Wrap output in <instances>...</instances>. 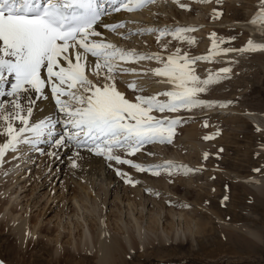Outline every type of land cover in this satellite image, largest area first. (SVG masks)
<instances>
[{
  "label": "rangeland",
  "instance_id": "rangeland-1",
  "mask_svg": "<svg viewBox=\"0 0 264 264\" xmlns=\"http://www.w3.org/2000/svg\"><path fill=\"white\" fill-rule=\"evenodd\" d=\"M170 3L171 6L175 5L176 17L172 15L171 18L167 19L168 12L171 11L170 7L167 6L168 9L161 12L159 6L154 7L155 3L151 4L146 7L154 13L151 15L152 18L150 17L151 22L147 15V20H144L146 18H143L141 22V18L133 20L134 24L143 25L144 23L145 25L135 30L132 26V29L127 26L123 39L120 41L121 44L118 42L119 40H111V42L115 43L118 48L125 50H131L128 47L142 46L147 36L154 35L156 32L160 36L159 31L152 32L150 35L149 32L147 33L146 30L149 27L155 28V25H150L149 22L152 24L159 22L157 23L160 27H157L159 30L165 28L172 30L177 25L199 28L198 30L205 28L202 36L197 35L196 31L188 32L183 34L185 37L183 40L175 39L171 34H166L159 40L157 39L159 42L157 45L160 46L161 52L166 53L164 55L166 57L174 54L177 49L180 50L181 54L186 53L190 59L200 56L209 57L207 60L197 61L191 67L194 69L195 75L201 79H206L210 74H220L221 78L218 82L210 85L205 93H200L197 97L212 103L214 106L210 108L194 107L191 110L180 109L176 112L165 113L153 111L150 115L157 118L169 117L181 121L174 128L172 143L146 144L140 152L133 156H125L123 152L117 154L143 165L171 162L174 165H183L193 169V171L185 174L182 170H173L172 174L169 175L168 172L161 170L159 176H154L147 172H137L126 164L118 165L114 161L111 163L106 161L107 171L110 169L113 171L112 173L117 175L119 170L127 173L129 177L135 178L133 182L138 181L135 184L125 183V179L120 176L123 183L117 189V185L114 187V182L111 186L105 182L107 171L102 174L98 169L94 170L89 158L87 159V156L76 158L74 150L68 151L63 157L66 159L65 163H56L58 159L49 155L59 149L54 140L59 139L64 132L71 131V129L66 128L63 123H55L56 121H63L65 117L63 114H59L60 112H58L54 102L52 105L57 108V113L53 114L55 127L52 129V135L46 131L37 143L19 145L16 152L9 151L6 153L1 164L4 170L0 171V184L8 178H13L14 181L12 187L8 189L4 187L2 189L0 186V200L3 201L4 196L7 197L14 188L18 195L17 198L15 197L16 194L13 195L12 200L17 199L14 201L15 204L17 203L15 210L18 212V221L8 218L9 208L7 211L4 209V213L0 214V264H66L65 260L59 261L56 257H60L66 248H70L72 252H77L78 247L74 246L75 241H71L72 244L67 245L66 242L70 240L68 237L66 240L55 241L57 234L62 232L68 235L69 230L73 231V235L80 231L83 234L81 227H77L76 224L79 216L74 207L73 197H77L82 204L85 202L87 204V198L94 202L96 199V210L98 211V199H102H100V203L103 201L108 186L111 195L107 196L108 202L103 214L101 209L103 204L100 205L101 217L103 215L101 226L107 231L115 233L113 230L115 228L114 222L121 215V212L124 214L123 218L127 216L128 219L130 207L136 209L134 206L140 203L144 204L145 201L144 216L140 213L141 205H138V210L134 209V213L138 217L145 218L143 226L149 223V217L155 218L162 213L159 227L164 225V227L169 228L168 224L174 221L169 211L182 212L186 218L184 222L193 220V224L199 226L194 237L189 238L190 241L184 240L178 245H172L171 241L168 240L169 231L167 234L160 232L159 235L157 234L158 236L148 233L150 236L146 237L144 241L152 238L151 240H155L157 245L160 239L167 238L163 242L165 246L158 244V247L156 245L151 247L148 242H145L146 246L143 245L144 247L141 248L143 251L140 249L141 253L135 254L134 251H130L127 264H264V195L259 194L260 190L264 189V53L259 51L243 53L232 51V53L228 52V55L231 54L228 56L227 54L222 55V51V54L216 57L210 52L212 41L208 39L212 33H216L220 50L241 49L247 45L250 39L252 41L255 39L254 43L264 44L263 34L255 31L250 33L241 25L252 24V20L260 11V0H221V3H216V0H212L211 3L181 0V3L186 4L188 9L181 8L172 0ZM214 11L220 12L222 15L214 19ZM199 12H202L201 15L204 16H201L200 23L185 22L187 19L199 15ZM218 23L221 24L218 28L217 25L216 27L213 26V24ZM125 25H128V21ZM208 27L210 28L207 29ZM205 33L207 34L206 39ZM198 36H201L203 42L199 41ZM189 38L194 39L195 43L189 44L187 42ZM91 39L99 38L92 37ZM221 39L225 42L219 43ZM163 41H168L169 45L167 43L161 44ZM202 45L203 48H201ZM154 63L156 66L157 63L159 66L162 65L156 60ZM224 68H230L231 71L225 74L221 72ZM86 75L94 82H103L102 79L97 80L92 72H88ZM122 75L124 74L117 71L116 81L119 85L122 79L125 80L124 78L121 79ZM144 76L160 80L158 76ZM13 78L12 76L7 77V83L0 85V88L5 92L10 91L14 80L8 81ZM133 82L137 85L136 91L128 87L130 83L126 85L127 89H122V91L117 85V90L123 93L130 102H136L135 99L132 100V96H142L145 92L158 95L161 91L163 93V90H173L167 89L163 85L150 84L151 81H148L149 87L148 85L139 87L137 79L131 80V83ZM152 86H154L153 88L157 87V93H152ZM12 99V97L0 96V103L7 107L10 106ZM158 99L166 101L168 98L159 95ZM22 103L26 102L22 101ZM221 104L227 106L220 107ZM36 105V103L33 105V117L30 118V124L38 120ZM221 109L228 110L229 113L211 114L212 111ZM248 115L255 116L256 119L252 120ZM49 118L48 116L47 119L41 120L49 121ZM20 126L19 121L13 122V127ZM3 128V122L0 121V133L3 132ZM31 135V133L25 134L26 137ZM205 137L214 138L205 139ZM6 140L7 137L0 134V145ZM23 145L26 147H22ZM221 149L223 151H220ZM206 153L207 159L204 158ZM74 159L77 163L75 169L72 167ZM13 161H19L16 163L18 169L16 166H11L13 171L6 170L7 164ZM22 187L24 188L22 189ZM139 189L140 192L136 200L129 196L132 194L131 192ZM126 192L129 193L126 195ZM225 196L228 197L227 200L224 199ZM82 198L85 199L84 202ZM182 200L186 202L184 203ZM13 202L10 208L14 205ZM170 202H174L175 205L169 204ZM130 204L131 206H129ZM34 205L35 207L31 210ZM22 208L24 209L22 210ZM193 209L196 210L193 211ZM91 216L88 215L89 223L92 222L93 217ZM175 221L177 222V218ZM140 222L142 221L140 220ZM20 223L27 225L28 232H30L25 243L17 240L15 230L12 231ZM41 225L50 230L56 229L55 233L49 230L46 231L47 233L44 232L45 236H50L52 239L50 246L53 251L42 250L39 247L36 249L33 246V242H36L37 238L44 237L38 232ZM126 233L125 239L128 237ZM171 236L169 235L170 238ZM28 242H32L30 248ZM46 248L50 247L46 246ZM75 262L80 263L78 259ZM93 262L99 264L96 259Z\"/></svg>",
  "mask_w": 264,
  "mask_h": 264
},
{
  "label": "snow or ice",
  "instance_id": "snow-or-ice-1",
  "mask_svg": "<svg viewBox=\"0 0 264 264\" xmlns=\"http://www.w3.org/2000/svg\"><path fill=\"white\" fill-rule=\"evenodd\" d=\"M108 2L115 6L113 10L116 12L124 10L131 13L142 11L155 3V0H108ZM172 2L188 9L181 0ZM195 2L211 3L212 0ZM216 3H221V0H216ZM103 14L102 5L98 4V0H47L43 6L39 0H0V85L7 83V77H14L10 91L5 92L0 88V96L13 98L10 106L6 107L0 103V121L4 125L0 134L7 137L6 142L0 145V164L7 152H16L20 144L37 143L46 131L52 135L55 123H63L71 131L64 132L59 139L54 140L57 148L66 145L75 146L78 150L86 148L109 163L114 161L118 165L126 164L137 172H147L154 176H159L161 170L168 172L169 175L173 170H182L185 174L193 171L171 162L143 165L123 158L117 153L123 152L125 156H133L146 144L172 143L174 128L181 121L169 117L157 118L150 113L213 107L212 103L197 97L198 94L205 93L210 85L218 82L220 74H210L206 79L195 75L191 66L209 57L190 59L186 53L181 54L177 49L165 59L159 54L141 55L102 40L91 39L101 36L95 25ZM220 15H222L220 12H213L214 19ZM252 23L264 25V0H260V11ZM105 27L108 31L116 33L125 25L116 23ZM196 30L193 27L177 26L172 30L165 28L146 31L149 33L159 31L158 40L166 34L183 40L185 38L183 34ZM210 39L212 55H219L221 51L223 54L231 51L242 53L264 51V44L254 43L251 39L246 47L226 50L219 49L216 33H212ZM187 42L193 44L195 40L189 38ZM224 42L223 39L219 41ZM89 54L96 58L94 62L89 61ZM144 59L162 63V67L155 69L153 74L167 77L166 82L173 85V90L159 94L167 97L166 101H161L156 95L151 97L137 95L136 102H130L117 90L115 82L117 71L123 74L131 73L129 69L120 68L119 62ZM88 67H92V74L97 80L102 79V83L89 79L86 75ZM42 71H46V78H42ZM230 71V68L221 70L225 74ZM48 86L51 87V95L65 119L55 123L42 120L30 124L33 105L37 99L47 98L44 89ZM128 87L133 91L137 90L134 82ZM14 121H19L21 126L13 127ZM26 133L32 135L26 137ZM212 138L214 137H205ZM79 156L80 153L77 151L76 157ZM204 158H208L207 153ZM72 167H77L75 159ZM117 175L123 177L126 183H138L133 182L127 173L118 170ZM224 199L227 200L228 197L225 196Z\"/></svg>",
  "mask_w": 264,
  "mask_h": 264
},
{
  "label": "bare ground",
  "instance_id": "bare-ground-1",
  "mask_svg": "<svg viewBox=\"0 0 264 264\" xmlns=\"http://www.w3.org/2000/svg\"><path fill=\"white\" fill-rule=\"evenodd\" d=\"M98 4L102 5L104 14L102 15L100 21H98L97 24L95 25V28H96L97 31H99L101 33V36L98 37V38L102 39L103 41H105V43L115 44V43L111 42V40H113V41H118L119 40L118 42L121 44L120 41H122V39H123L122 37H123V35L125 33V28L127 26H128V28H130V29L134 28V30H135V29H138V28L142 27L143 25H145L144 23H143V25H141L140 23L139 24H134L132 22L133 20H139V18H141L140 19V22H141V20L143 18H146V15H147L148 16L147 18L150 21L151 15L154 14L153 12H151L149 10L150 8L149 9L145 8V11L142 10V11H135V12H131V13H129L127 11H124V10L116 12V11L113 10L115 6L112 5L111 3H109L108 0H98ZM171 5L172 4L170 3V0H159V1L155 2L154 7L159 6V8L161 9V12L162 11H166L168 9V7H170L171 11H169V12H171V13H169L167 11L168 12L167 19H169V18H171L172 15L176 17L175 8H174L175 5L174 6H171ZM259 5H260V3H259ZM201 13L202 12H199V15H197L198 17L195 16V17H193V18L191 17L189 19L186 18L187 20L186 21L183 20V21L188 22V23H192V24L198 23L200 18H201V16H202ZM202 17H204V16H202ZM147 18L144 19V20H147ZM183 19H185V18H183ZM127 21H128V25H125V23ZM142 22H144V21H142ZM150 22L148 24L155 25V28L153 26H151L152 28L149 27L148 29H157V27L160 28L159 24H157L159 22H156L155 24L154 23L152 24ZM116 23H123L125 25V27L122 28V29H119L118 32H116V33L108 31V29L105 27V25H112V24H116ZM201 23H202V21H201ZM205 24H207V23H205ZM156 25H158V26H156ZM216 25H217V28H218V26L221 25V24H219V23L218 24H213V26H215V27H216ZM241 25H242V27H245V29L249 30L250 33H252V31H255V32L259 33V34H263L264 35V25H261L259 23L258 24H253V23L251 24L250 23V25L249 24H241ZM131 26H132V28H131ZM198 27H196V28H198ZM200 28H203V27H200ZM209 28L210 27H208L207 29H209ZM198 29L196 30V34L202 36L203 31H204L205 28L203 30L202 29L198 30ZM157 30H159V29H157ZM213 32H214V30H213ZM150 34H152V33H149V35ZM157 34L158 33L156 32V34L154 33V35L152 34L151 36H147V38L144 39V42H143L142 46H140V47H138V46L128 47V49L131 48V50H136L134 52H136L138 54H141V55L159 54L160 56H162V57H164L166 59L167 57L164 56L166 53L161 52L160 51L161 49H159L160 46L157 45L159 43L158 40H157V36H158ZM133 37L135 38V36H133ZM200 37L198 39H199V41H202V39ZM204 37L206 39V37H207L206 33H205ZM95 39H96V37H95ZM99 39H96V40L100 41ZM208 39H210V38H208ZM256 41H258V40L256 39ZM253 42H255V39H254ZM164 43L168 44V41L161 42V44H163V45H164ZM260 43H263V42H260ZM122 44H123V42H122ZM127 44H128V42H127ZM167 44H166V46H167ZM115 46H116V44H115ZM203 47L204 46L202 45L201 48H203ZM259 52L264 53V51H259ZM230 53H232V51ZM221 54H219V55H221ZM167 55H168V53H167ZM219 55H215V56L219 57ZM222 55H226V54H222ZM227 55H228V52H227ZM229 55H231V54H229ZM95 60H96V58L91 57V55L89 54V61L90 62H94ZM154 61L153 60H149V59H144V60H141V61L140 60L139 61H133V62L120 61L119 62V67L123 68V69H129V70H131V73L122 75L123 77H121V79L124 78L125 80L122 79L120 85L117 83V81H115L116 82V86L118 85L119 86L118 88H121V91H122V89L123 90L127 89L126 85L128 83H131V80L137 79L139 81V83H138L139 87H143V86H146V85H148V87H149L150 84H153V85H156V86L163 85V86L167 87V89L168 88L173 89V85H171V84L166 82L167 79H168L167 77L158 76L160 78V80L158 81V79H156L154 77L153 78H148V77L146 78V76H144V75H151V76L157 77L156 75L153 74V71L155 69H157V68H161L162 65L159 66L158 65L159 63H157V66H156V64H155L156 62L154 63ZM92 71H93L92 67L86 68V74L88 72H92ZM46 75H47L46 71H42V78H46ZM13 80H14V78L11 81H8V82H12ZM116 80H117V78H116ZM148 81L149 82L151 81L152 83L148 84ZM146 82H147V84H146ZM153 87L154 86H152L151 90H152V93L155 94V93L158 92V91H156L157 87H155V88H153ZM154 91H156V92H154ZM44 92H45L47 98L46 99H37L36 100V104H37L36 107L38 109V114H37L36 117H37L38 120H36L34 123H39L40 121H42L41 119L45 120V119L48 118V116L50 117L48 120L53 122V118H54L53 114L57 113L56 112L57 108H55L52 105V103L55 102V99L51 95V87L50 86L45 87ZM163 92H167V90H163ZM161 93H162V91H161ZM33 95H35V94H33ZM150 95H153V94H147L146 92H145V94H142V96H144V97H151ZM155 95L158 97L159 93H158V95L157 94H155ZM131 98H132V100L135 99V97H133V96ZM160 98L162 99V97H160ZM225 113L228 114L229 111L228 110L226 111L225 109H221V110H216V111H212L211 112V114H217V115H221V114H225ZM59 114L62 115V113H59ZM248 116H250V118L252 120L256 119L255 116H252V115H248ZM57 119H59V118H57ZM20 145H22V144H20ZM22 147L25 148L26 146L23 145ZM200 147H201V145H200ZM70 150H74L75 156H76L77 151H79V153H80L79 157L80 158L83 157V156H87L86 158L87 159L89 158L90 164H92V167H94V170L98 169L100 172H102V174H104L107 171L108 167L106 165V160L105 159H103L102 157L97 156V155L89 152L86 148H80L78 150L75 146H72V145H66V147L64 149H62V147H61V148L55 150V152H53V153H56V155H53V157H55V159H58V161H56V163H61V164L65 163L66 159H63V157ZM62 159H63V161H62ZM18 162H15V161H13L12 163L8 162L9 164H7V166H6L7 169L6 170H12L13 171L11 166H14V167L16 166L17 167L16 163H18ZM20 165H21V163H20ZM21 168H23V167H21ZM15 169H14V171H15ZM17 169H18V167H17ZM2 170H4V168H2L1 164H0V171H2ZM112 172L113 171H110V169L107 171L105 182L108 183L110 186L113 185V182H114L115 183L114 187L117 185V189H118L120 187L121 183H123L122 179L120 178V175H115V173H112ZM16 174H17V172H16ZM133 179H135V178H131L132 181H133ZM13 181H14L13 178H8L7 180H3V182L0 184V186L2 187V189H3V187L5 189H8V188L12 187ZM188 185H189V183H188ZM23 188L24 187H22V189ZM108 189H109V186H108ZM108 189L105 190V196H104L105 200L103 199V201L100 203V199L101 198L98 199V204H99L97 206L98 207V211L96 210V199H95V202H94L91 199L87 198L88 199L87 200V204H86V202L84 204H82L81 201L79 202V199H77V197H73L74 207H75V210L77 212V215L79 216L77 218L78 221H77L76 224H77V227L78 226L81 227V229L83 231V234H82V232L80 230H79L80 231L79 233L74 234V235H73V231H71V230H69L68 235H65L62 232H59L57 234L55 241L58 242V241H60L62 239L66 240V238L68 237L70 240H68L66 242V244L68 245V244L71 243V241H75L74 243H76V244H74V246L76 245V247H78L77 252H72L70 248H68V249L66 248L65 251L63 252V254L60 255V257H56L59 261L65 260L66 264H69V263H73V264H94L93 260L96 259L97 262H99V264H127L128 260L130 258V251H134L135 254H137L138 252H140V249L142 247L146 246L145 242H148V244H150L151 247L153 245L154 246L156 245V243H155L156 241L155 240H151L152 238H149L146 241H144L146 239V237L148 238V236H150L148 233H152V234H154L156 236L160 232L161 233L164 232V233L167 234V232L169 231V234H167L168 240L171 241L172 245H178V244H181L184 240L190 241L189 238L190 239L193 238L194 237V233L196 231H198V229H199V226L197 227V225L193 224V220H191V221L188 220V221L184 222L185 219H186L185 215L182 212H175V211H169L170 212L169 214L174 218V221L172 223L168 224L169 228H166V227H164V225H162V227H161L162 231H161V228L159 227L162 213H160V215H158L155 218L152 217V216L149 217V223H147L148 226H147V224L145 226H143L145 218L144 217H138L136 215V213H134V209L135 208L133 209V207H130L129 213H128L129 214L128 215V219H127V216L125 218H123L124 214L122 212H121V215H119V216L117 215L118 219L115 220L116 221V222H114L115 228H113L115 233L107 231V230H105L103 228V226H101V219L103 218V215L101 217L100 210L102 209V214H103L104 210L106 208L107 202H108L107 196L109 194L111 195V193H110V191ZM146 190H148V189H146ZM260 191L261 192H259V194L260 195H264V189H261ZM139 192H140V189L139 190H135V191L131 192L132 194L130 193L131 195H129V196L136 200V197H137V195H139ZM16 193L17 192L13 188L10 191V193H9V195L7 197L4 196L3 201L0 200V214L4 213V209H5V211H7V208H9V210H8L9 212H7V214L10 217L8 216V218H12L14 221H18V217H17L18 216V212L15 210V208H17V206H16L17 203L15 204V201H17V199H14L15 201L12 200L13 199V195H15ZM128 193L129 192H126V195ZM147 193L149 194V192H147ZM17 195L18 194L15 195L16 198H17ZM84 200L85 199H83V202H84ZM147 201H149V200H147ZM12 202H13L14 205L11 206V208H10V205L12 204ZM174 202L176 203V201H174ZM174 202H170L169 204H171V205L174 204L175 205ZM183 202L185 203L186 201H183ZM183 202H182V204H183ZM101 204H103V205L101 206V209H100V205ZM35 205L31 207V210L35 207ZM138 205H141L142 209L140 210V213H142V215L144 216L143 212H144V210L146 208V201H145L144 204L140 203ZM138 205L134 206V207H136L137 210H138ZM18 206H19V204H18ZM129 206H131V204ZM71 207H72V205L70 206V208ZM23 209L24 208H22V210ZM195 210L193 209V211H195ZM88 215H90V216L92 215L91 217H93L92 218V222L93 223L92 222L89 223ZM175 218H177V222L175 221ZM140 220L142 222H140ZM196 222H198V221H196ZM91 223H92V225H91ZM119 223L120 224L122 223L121 224L122 226ZM26 226L27 225H25L23 223H20L19 225H17L15 228L12 229V231L15 230L14 231L15 232V236H16L17 240H19L21 243H23V242L25 243L27 241L29 235H30L29 234L30 232H28V229H27ZM48 230L50 232L53 231L55 233L56 229L50 230V229H47L43 225H41V227L38 228V232H40V235H42V236L44 235V232H46ZM64 230H65V228H64ZM125 232H127L126 234L128 236L126 239L124 238ZM170 233L172 234V236H171ZM48 234H49V232H48ZM169 235L171 236V238L169 237ZM165 239H167V238H165ZM165 239H160L158 244H160L162 246H165V244H163V242L166 241ZM51 240L52 239H51L50 236H45L44 235V237H42V238H40V237H39V239L37 238L36 242H33V246L36 249H37V247H39V248H42V250L45 249L46 251H53L52 247L50 246L52 244ZM142 242H144V243H142ZM31 244H32V242L29 243V248H30ZM158 244L156 245L157 247L159 246ZM46 246H49L50 248H46ZM91 249H94V251H91ZM144 249L146 250V248H144ZM76 259H78L80 261V263H76L75 262ZM69 260L71 262H68Z\"/></svg>",
  "mask_w": 264,
  "mask_h": 264
}]
</instances>
